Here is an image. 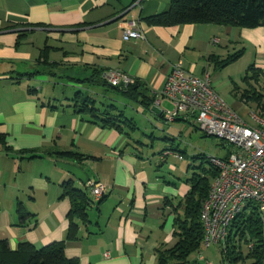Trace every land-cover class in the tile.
Segmentation results:
<instances>
[{"label": "crops", "instance_id": "1", "mask_svg": "<svg viewBox=\"0 0 264 264\" xmlns=\"http://www.w3.org/2000/svg\"><path fill=\"white\" fill-rule=\"evenodd\" d=\"M170 1L0 0V240L12 250L63 241L66 257L79 264H157L156 249L175 245L174 219L190 179L201 174L199 155L147 142L156 130L195 126L192 118L163 123L171 104L157 96L174 66L197 77L209 73L221 99L220 83L233 81L236 100L224 102L249 126H256L250 113L264 119V97L257 98L264 96V27L147 25L144 19ZM126 31L144 39L126 38ZM238 63L255 69L252 80H244L245 70L228 71ZM113 69L139 87L125 95L99 81ZM77 92L100 110L113 105L127 123L117 130L76 113ZM68 180L87 194L88 180L107 187L88 206L87 221H76L75 240L66 238L71 205L61 185Z\"/></svg>", "mask_w": 264, "mask_h": 264}, {"label": "trees", "instance_id": "2", "mask_svg": "<svg viewBox=\"0 0 264 264\" xmlns=\"http://www.w3.org/2000/svg\"><path fill=\"white\" fill-rule=\"evenodd\" d=\"M144 21L149 26L160 27L199 23L238 28L264 27V0H171L167 10L147 17ZM241 53L240 51L229 57L222 66L235 61ZM254 70L253 67H249L244 80L254 78L256 75L253 73ZM101 75L102 73L98 76L100 82L125 95L139 87L136 81L124 89L112 87L102 79ZM260 97L264 96L257 98ZM73 101L76 113L84 112L97 118L103 127L121 130L119 124L127 123V120L122 118V113H113L116 109L113 105L100 110L94 106L93 98L83 96L80 92L75 94ZM261 110H264V107ZM56 155L67 158L80 157L79 154L69 152H60ZM196 159L200 160L198 168L201 174L192 176L191 190L179 204L182 206V214H177L174 219L173 236L176 243L170 248L160 246L156 249L157 264H189L188 257L198 251L202 245L204 231L200 221V211L208 195L210 183L217 172L206 156L199 155ZM61 187L62 196L67 197L71 205L67 215L66 238L75 240L78 235L76 221L83 223L87 221L86 210L89 206V196L85 191L75 187L72 180L63 182ZM19 215L21 221L26 217L20 209ZM250 243L253 244L252 247L243 253L244 246ZM223 250L225 259L231 257L234 261L241 260L245 263L246 259L250 258L253 261L252 264H264V235H262V227L255 207H251L249 212L241 213L232 223L226 248ZM0 264H79V261L66 257L63 241L52 242L39 249L29 243H20L15 250H12L8 241L3 239L0 240Z\"/></svg>", "mask_w": 264, "mask_h": 264}, {"label": "built area", "instance_id": "3", "mask_svg": "<svg viewBox=\"0 0 264 264\" xmlns=\"http://www.w3.org/2000/svg\"><path fill=\"white\" fill-rule=\"evenodd\" d=\"M125 37L144 39L142 34L132 31H126ZM101 77L119 89L134 82L117 69ZM157 97L172 106V110L163 111L165 122L192 118L205 135L230 147L226 157H207L217 173L200 211L204 231L202 245L207 248L221 245L225 249L232 223L250 207L256 208L264 235V119L250 113L256 126L247 125L214 91L209 73L197 77L185 73L179 65L172 68ZM84 187L88 191L89 205L100 201L107 192L106 185L98 180H88ZM252 245L244 246L245 251Z\"/></svg>", "mask_w": 264, "mask_h": 264}, {"label": "rangeland", "instance_id": "4", "mask_svg": "<svg viewBox=\"0 0 264 264\" xmlns=\"http://www.w3.org/2000/svg\"><path fill=\"white\" fill-rule=\"evenodd\" d=\"M243 70H245V66L239 67V63H238L235 66H233L231 69H229L228 71H231L232 74H237V72L238 74H240L241 71ZM247 70L248 68L245 70L244 74L247 73ZM232 82L233 81L227 80L224 83H220V86H219V89L226 95V96H223L224 98H222L226 102H228V100L229 101L236 100L235 94H234L237 92L236 89L234 90L233 96L231 95ZM235 83L236 85H239V86L243 85L241 84L242 82L240 83L239 81L238 82L236 81ZM236 85L233 83V87H236ZM62 92L66 93V91L62 90L61 93L60 91L59 92L55 91L54 94L61 95ZM101 100H106V99L102 97ZM165 106H164V111L172 110V107L169 106L168 104H165ZM244 119L247 122L251 123V120L248 116H245ZM163 123L165 125H168L170 122L168 123L163 120ZM171 125H175V124H171ZM169 128H170L169 130L164 131V132L160 130H156L154 136L157 139L154 141H151L150 139H148L147 142L149 146L151 145V143H153L152 146L156 150L162 149L164 145H167L166 147H173V148L176 146V148L179 147L181 151H185L188 156L192 154H196V155H204L206 157L212 156V157H219V158L226 157L227 153L230 151V147L222 144L221 141L218 140L217 138L205 135L196 126L182 123L180 126H177V125L169 126ZM179 132H180V136L178 135ZM171 141H176V142L174 144ZM204 166H207V164H204ZM102 184H105V183L102 182ZM250 209L251 207L248 208L246 212H249ZM222 250L223 248L221 247V245H214L208 248L201 245L198 251L192 253L188 257V263L189 264H252L253 262L250 258L246 259L245 263H243L241 260L234 261L232 260L231 257L229 259H225V257L222 254ZM223 253H225V250H223ZM243 253H246L245 249L243 250Z\"/></svg>", "mask_w": 264, "mask_h": 264}]
</instances>
